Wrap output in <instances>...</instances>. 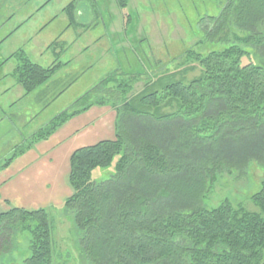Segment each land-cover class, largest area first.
<instances>
[{
  "label": "trees",
  "instance_id": "16d2710c",
  "mask_svg": "<svg viewBox=\"0 0 264 264\" xmlns=\"http://www.w3.org/2000/svg\"><path fill=\"white\" fill-rule=\"evenodd\" d=\"M117 1L125 7L127 0ZM208 18L206 38L227 46L188 51L198 75L184 78L193 64L163 72L128 96L134 79L119 81L112 72L1 164L7 167L92 106L114 109V138L70 155L72 193L60 204L73 214L89 264H264V178L251 195L259 212L228 199L203 206L217 174L264 163V64L253 62L248 50L255 47L264 58V0H226ZM12 56L25 93L47 83L59 65L36 64L22 50ZM112 164L109 177L94 178ZM25 234L30 253L23 264H52L50 207L0 211V256Z\"/></svg>",
  "mask_w": 264,
  "mask_h": 264
},
{
  "label": "rangeland",
  "instance_id": "374dc122",
  "mask_svg": "<svg viewBox=\"0 0 264 264\" xmlns=\"http://www.w3.org/2000/svg\"><path fill=\"white\" fill-rule=\"evenodd\" d=\"M225 2L127 0L125 7H121L117 0H0V12L4 10L0 13V84L4 86L9 81L4 80L7 72L15 78L18 88H22V91L14 88L8 94L0 91V171L6 168L1 164L17 145H25L32 133L112 72L119 81L134 79L128 96L139 92L147 81L163 72L193 64L195 68L186 71L184 78L189 80L198 75L200 68L186 59V55L188 51L205 54L227 46L206 38L208 17L218 15ZM70 3L74 8L73 21L90 25L77 36L74 29L64 28L67 15L62 8ZM63 29L59 38L67 40V48L56 51H60V60H68L66 68L59 62L52 77L56 84L50 85L49 91L40 92L39 87L25 93L15 76L18 59L12 54L20 48L32 62L49 63L51 53L46 43ZM248 50L253 62L264 64L262 54L255 47L254 50L248 47ZM56 86L61 92L66 90L56 95ZM7 100L15 101V105L7 107ZM112 167L113 164L97 169L94 178L106 179L112 174ZM0 178L3 180L6 175ZM263 178L264 163L257 161H250L241 170L223 171L217 174L203 206L211 208L228 199L233 205L241 204L250 211L259 212L251 195L259 190ZM2 207L0 205V211ZM50 214L52 264H89L72 212L59 205L51 206ZM18 242L15 249L0 256V264H23L30 253L27 234Z\"/></svg>",
  "mask_w": 264,
  "mask_h": 264
},
{
  "label": "crops",
  "instance_id": "0c3cea01",
  "mask_svg": "<svg viewBox=\"0 0 264 264\" xmlns=\"http://www.w3.org/2000/svg\"><path fill=\"white\" fill-rule=\"evenodd\" d=\"M15 1L17 0H11V2ZM22 1L20 0V2ZM67 6L68 4L62 8V12L65 10L67 15L64 28L74 29L75 36L80 35L84 27L89 28L90 25L84 26L81 22L70 21L68 15L74 17V8L72 5L69 8ZM65 29L59 34L56 33L51 42L46 43V49L50 50L51 53V61L46 64L39 63V65L49 66L61 62L63 68H66L68 60H60L59 51H64L67 48V40L59 38ZM57 49L59 50L56 51ZM24 53L30 60L27 53ZM14 66L15 64L13 68ZM5 77L7 78L4 80L8 79L9 81L4 86L0 84V91L8 94L18 86L15 78H12L7 72ZM52 77L47 83L39 86L40 92L49 91L50 85L56 84L52 81ZM19 89L22 91V88ZM61 90L56 86L54 94L61 92ZM7 98L9 99V96ZM5 105L7 107L14 106L15 101L7 100ZM114 123L115 111L111 106H92L87 111L70 118L47 139L35 143L33 147L17 156L9 166L0 171V177L3 174L6 175L5 179L1 180L0 178V205L4 206L2 210H6L9 206L27 209L59 206L72 193L68 183L70 155L79 147L92 145L103 139H113L115 136Z\"/></svg>",
  "mask_w": 264,
  "mask_h": 264
}]
</instances>
